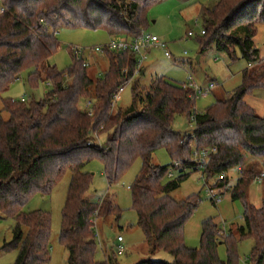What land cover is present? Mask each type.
Here are the masks:
<instances>
[{"label":"trees","instance_id":"16d2710c","mask_svg":"<svg viewBox=\"0 0 264 264\" xmlns=\"http://www.w3.org/2000/svg\"><path fill=\"white\" fill-rule=\"evenodd\" d=\"M161 1L0 0L5 9L0 13V95L26 69H32L27 77L31 87L40 81L52 84L41 100L5 99L7 120L0 112V213L15 220L13 239L3 249L19 250L14 264L49 263L51 215L42 210L27 212L24 207L35 193L50 195L68 171L72 176L60 232V243L68 251L67 264H119L115 251L105 261L97 260L94 218L119 219L123 209L109 193L101 201L88 196L93 174L85 167L100 160L112 186L137 158L142 168L130 191L138 225L149 254L161 250L173 256L172 261L149 256L137 264H239L238 242L247 238L254 240L250 261L264 264V197L260 206L249 201L252 183L264 173V161L260 170L258 160L245 167L249 156L264 158V117L245 101L256 89H264V65L243 70L242 84L225 100L197 112L193 88L164 76L148 87H134L130 106L115 110L116 91L135 74L133 52L105 50L108 67L103 76H92L73 54L72 64L63 71L50 64L59 47L56 32L63 24L103 30L109 37L134 38L146 31L148 11ZM200 14L202 51L215 45L230 58H236L239 50L249 63L259 60L254 38L258 25L264 24V0H216L212 6H201ZM86 100L93 102V114L83 109ZM179 116L194 117L193 132L174 129ZM193 143L199 151L216 148L205 170L209 178L243 167L231 198L243 202L244 224L237 232L221 235L222 228L207 218L201 223L196 248L186 245L185 227L201 198L193 194L176 200L171 195L192 172L199 171L192 158ZM159 148L168 151L171 164L152 162ZM171 167L178 170L174 178ZM228 182L227 174L219 184ZM220 244L226 246L227 260L219 256Z\"/></svg>","mask_w":264,"mask_h":264},{"label":"rangeland","instance_id":"374dc122","mask_svg":"<svg viewBox=\"0 0 264 264\" xmlns=\"http://www.w3.org/2000/svg\"><path fill=\"white\" fill-rule=\"evenodd\" d=\"M215 2L216 0H162L148 11L149 24L145 32L162 38L167 43L174 59H168L163 49L151 47L144 62L145 72L132 77L119 96L115 110L130 106L134 87H148L157 77L164 76L176 83L195 82L203 89L214 83L215 87L210 92L200 93L196 96L195 110L204 112L206 108L217 101L225 100L236 87L242 84L243 70L264 65V24L258 25V32L254 38L255 45L260 50V57L258 61L252 62L251 66L249 61L240 57L239 50H237L234 59L230 58L225 52L218 51L215 45H210L202 51L200 40L203 37L201 35L203 20L200 8L201 6H212ZM190 31L193 32V36H189ZM56 35L59 47L50 58V64L58 71H63L72 64V47L102 45L109 40V35L103 30L73 27L66 24H63L57 30ZM104 59V54H89L87 59L89 62L88 68L92 76H103L108 67V62ZM31 71L32 69L24 70L9 90L0 95V112L4 119L9 118V113L3 110L5 99L11 98L21 101L24 97L26 101L41 100L51 90L52 84L46 81H40L36 86L31 87L27 82L28 74ZM43 76H45V72H43ZM245 99L249 104L259 108L261 112L259 114L264 116V89H256ZM173 126L176 131L182 133L194 131V122L182 116L177 117ZM192 147L194 153L196 145L193 143ZM254 160H258L257 168L260 170L264 161L263 157L254 159L249 156L245 167ZM152 162L158 165H167L172 163V159L165 148H159L153 154ZM141 168L142 160L137 158L121 180L109 186L100 160L95 159L85 167L86 171L93 174L92 186L88 196L99 199L109 193V196L114 197L123 209L119 219L108 217L97 220L99 232L100 230L102 232L103 244L102 247L98 244L96 256L98 261H105L106 256L115 251V244L119 235L123 236L126 247V252L123 255H117L119 264H137L149 256L155 260H173L171 254L161 250L149 254L144 231L138 225V214L132 208L133 201L130 186L140 173ZM170 171L173 178L178 175L176 168L171 167ZM227 174L230 175V178L228 176L229 184L224 185L223 201L218 205H215L208 197L206 183L201 179L202 174L200 171L192 172L181 187L171 193L176 200L185 199L193 194L201 198L198 209L185 227V242L188 247L196 248L200 246L201 223L207 218H213L221 228L228 232L231 230L237 232V228L244 224L243 202L240 200L233 201L231 198V190L240 177V171L238 167H235ZM71 176L72 173L68 171L50 195L40 193L31 195L24 207L27 212L42 210L49 212L51 215L52 234L48 264H67L68 251L60 243V232ZM216 180V177H211L209 182L213 183ZM263 185V181H255L249 190V201L256 206H260L262 203L264 197ZM14 227L15 220L0 213V264H14L17 259L19 252L17 248L3 249V245L13 239ZM224 233L226 232L222 234ZM253 247L254 240L251 238L238 242L239 264H253L250 261ZM218 253L222 260H227L225 244L219 245Z\"/></svg>","mask_w":264,"mask_h":264},{"label":"built area","instance_id":"2783aa9c","mask_svg":"<svg viewBox=\"0 0 264 264\" xmlns=\"http://www.w3.org/2000/svg\"><path fill=\"white\" fill-rule=\"evenodd\" d=\"M5 11L4 7H0V13ZM201 33H204V30L202 29ZM189 36H193V32L190 31ZM158 47L164 50L165 55L168 59L172 60L174 59L173 54L169 51L167 47V43L164 42L162 38H160L157 35H150L146 32H143L137 37H127V36H111L109 37V40L107 43H104L102 45H96L91 47H72L71 52L74 55V57L77 60H83V66L88 67V57L89 54H104L105 50H112L117 52H133L136 55V69L135 74L141 73V71L144 68V62L147 59L148 51L151 47ZM252 65V62L250 63V66ZM132 78H128L125 80L118 90L116 91L114 97L112 106L115 108L116 102L119 98V96L122 94V92L125 90L126 85L130 82ZM190 87L193 88L195 95L197 96L200 93H208L211 91L212 88L215 87L214 83H211L208 88L203 89L202 87L198 86L195 82L188 81L187 82ZM22 102L26 101L24 97L21 99ZM82 107L84 110H86L89 114H93V102L91 100H86L82 102ZM192 120H194V117H192ZM216 152V148H207L202 150H196L193 153V160L197 163L199 171L201 172V179H203L206 183V191L208 197L214 202L215 205L220 204L223 201V190L224 186L221 184H218L220 182L219 180L222 178H225L227 176V173H222L219 176H215L217 178L216 181L213 183L209 182L211 177L209 178L205 172L206 166L208 164L209 156L211 153ZM238 170L240 171V174H242L243 167H238ZM264 176V173H261L260 176L257 178V181H261ZM214 177V176H213ZM226 187V186H225ZM102 198L100 199V201ZM97 218H94V240L98 246V244L102 247V239H101V233L98 229L97 224ZM223 229V228H222ZM223 232H226L225 229L220 231V234ZM126 252V247L124 245V238L122 235H119L117 237V242L115 244V253L117 255H123ZM107 259V256H106Z\"/></svg>","mask_w":264,"mask_h":264},{"label":"crops","instance_id":"0c3cea01","mask_svg":"<svg viewBox=\"0 0 264 264\" xmlns=\"http://www.w3.org/2000/svg\"><path fill=\"white\" fill-rule=\"evenodd\" d=\"M105 60V59H104ZM145 72V68H143V70L141 71V73H144ZM245 101H246V99H245ZM247 102V101H246ZM248 103V102H247ZM249 104V103H248ZM249 105H251V104H249ZM254 109H255V111L259 114V113H261L260 112V110H259V108H257V107H255V106H253V105H251ZM260 116H262L261 114H259ZM264 117V116H263ZM229 176V178H230V175H228ZM230 180V179H229ZM100 233H101V237H102V232H101V230H100ZM149 250V249H148Z\"/></svg>","mask_w":264,"mask_h":264}]
</instances>
